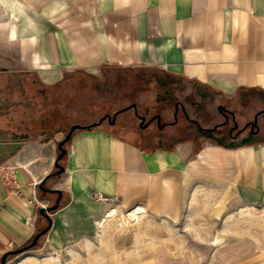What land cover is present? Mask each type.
Returning a JSON list of instances; mask_svg holds the SVG:
<instances>
[{"label": "crops", "instance_id": "0c3cea01", "mask_svg": "<svg viewBox=\"0 0 264 264\" xmlns=\"http://www.w3.org/2000/svg\"><path fill=\"white\" fill-rule=\"evenodd\" d=\"M112 67L264 96V0H0V69L20 74L0 81V165L15 167L17 186L0 176V258L48 225L41 208L51 219L4 264H90L79 256L111 227L100 224L108 207L148 222L109 264H264V140L147 147L130 127L79 129L46 182L61 191L47 210L57 193L38 184L66 128L82 125L58 112L54 90L74 71Z\"/></svg>", "mask_w": 264, "mask_h": 264}, {"label": "rangeland", "instance_id": "374dc122", "mask_svg": "<svg viewBox=\"0 0 264 264\" xmlns=\"http://www.w3.org/2000/svg\"><path fill=\"white\" fill-rule=\"evenodd\" d=\"M145 73L146 70H125L112 67L99 70L92 78L87 76L86 72L74 71L67 74L59 87L54 90L53 101L58 106V112L64 114L68 122H81L82 125L97 124L103 114H112L115 110L132 102L138 104L140 109L146 105L153 109L158 101L157 97L163 95L160 83L166 79L160 77V82L153 77L145 79ZM19 75L15 71L10 70L8 73L0 69V81L18 80ZM246 95L253 96L255 93L248 91ZM172 109V105H167L166 116H171ZM210 109L215 118H218L217 107L213 106ZM132 116V110H128L117 116V122L114 125H108L105 121L99 124L109 129H116L128 136V129L123 127L124 120L132 121ZM211 121H204V125H210ZM110 209L108 207L107 212ZM113 210L115 215L108 217L106 212L100 221V224L108 223L111 227L99 241L95 242L96 248L89 255L79 256L87 257L90 264L113 263L118 258L117 254L120 249L123 250L125 246L136 248L138 244L135 242L140 240V236L145 235L144 231L148 223L146 219H141L139 214L133 216L126 212ZM160 223L161 221L154 222L155 225ZM259 223L262 222L258 218H250V224L256 226ZM157 230L158 228L154 227V235H157Z\"/></svg>", "mask_w": 264, "mask_h": 264}, {"label": "flooded vegetation", "instance_id": "af4514ba", "mask_svg": "<svg viewBox=\"0 0 264 264\" xmlns=\"http://www.w3.org/2000/svg\"><path fill=\"white\" fill-rule=\"evenodd\" d=\"M154 78L160 82L158 76ZM160 84L163 95L157 97L153 109L149 105L140 109L132 102L112 114H103L101 122L114 125L119 114L132 110V121L124 120L123 127L133 128L139 142L147 147L174 146L185 140L195 143L205 139L219 143L249 138L264 140L263 95L254 98L242 92L240 96L228 97L193 88L187 90L185 84L172 78ZM167 105L173 106L171 116L165 114ZM213 106L217 107L218 118L211 113ZM206 120H212L210 125H204Z\"/></svg>", "mask_w": 264, "mask_h": 264}, {"label": "water", "instance_id": "95a60500", "mask_svg": "<svg viewBox=\"0 0 264 264\" xmlns=\"http://www.w3.org/2000/svg\"><path fill=\"white\" fill-rule=\"evenodd\" d=\"M101 122V119L99 120V123ZM97 122V124H99ZM90 125H93V124H90ZM83 127H88L87 125L86 126H83V125H80V124H73L71 125L68 130L65 132V134L63 135V137L57 142L56 144V147H57V150H58V153H57V156L55 158V167H56V170H54L51 174V176H58L59 174H61L63 171H64V166L62 164H60V161L62 159V157L64 156V154L66 153V149L64 148V144L65 142H67L70 137H71V134L73 133V131L75 129H80V128H83ZM255 140L253 138H249V139H245V140H242L240 142H237V143H229L228 145H239V144H244V143H251V142H254ZM48 176V175H47ZM46 176V177H47ZM46 177L44 178V180H42L41 182H39L38 184V188L40 190H43L45 192H53V193H57V197L54 201V203L51 205V207L47 208V210H55L58 208L59 206V200L61 198V191L58 190V189H53V188H50L48 185V183L45 182V179ZM45 209L46 208H41L40 212L44 215H46L47 217V220H48V225L43 228L42 230L38 231L34 237L32 238V240L22 246L21 248H18L16 250H11V251H8V252H5L4 254H2L1 258H0V264H4L5 263V260L6 258L9 256V255H13V254H18L20 252H23L25 250H28L32 247H35L36 246V243L38 241V239L47 232V230L49 229L50 227V222H51V219L50 217L46 214L45 212Z\"/></svg>", "mask_w": 264, "mask_h": 264}, {"label": "built area", "instance_id": "2783aa9c", "mask_svg": "<svg viewBox=\"0 0 264 264\" xmlns=\"http://www.w3.org/2000/svg\"><path fill=\"white\" fill-rule=\"evenodd\" d=\"M0 176L3 182L7 185H12V190H17V186L15 183V167L10 166L8 164L0 165ZM94 197L100 198V194H95Z\"/></svg>", "mask_w": 264, "mask_h": 264}, {"label": "trees", "instance_id": "16d2710c", "mask_svg": "<svg viewBox=\"0 0 264 264\" xmlns=\"http://www.w3.org/2000/svg\"><path fill=\"white\" fill-rule=\"evenodd\" d=\"M87 76H90V77H95V75H93V74H90V73H87ZM88 127H83V128H80V129H93V128H95L96 126H98V124H93V125H87ZM69 128V127H68ZM68 128H66V131L68 130ZM76 130H79V129H75L73 132H75ZM70 140V139H69ZM69 140L67 141V142H65V144H64V148L66 149V152H67V150H68V143H69ZM65 156H66V153L64 154V156L62 157V159H61V161H60V164H62V162H63V160H64V158H65ZM63 165V164H62ZM54 177H56V176H51V175H48L47 177H46V179H45V182H47L49 179H52V178H54Z\"/></svg>", "mask_w": 264, "mask_h": 264}, {"label": "bare ground", "instance_id": "6f19581e", "mask_svg": "<svg viewBox=\"0 0 264 264\" xmlns=\"http://www.w3.org/2000/svg\"><path fill=\"white\" fill-rule=\"evenodd\" d=\"M141 210V209H140ZM136 211V210H135ZM138 211H136V212H131V214L133 215V216H136L138 213H137ZM107 216L109 217V216H113V215H115V211L114 210H109L107 213ZM130 214V215H131Z\"/></svg>", "mask_w": 264, "mask_h": 264}]
</instances>
